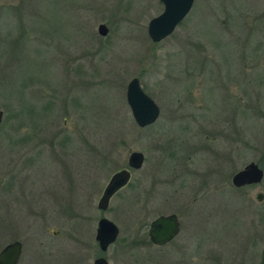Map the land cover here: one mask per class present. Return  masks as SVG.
<instances>
[{
	"label": "rangeland",
	"instance_id": "obj_1",
	"mask_svg": "<svg viewBox=\"0 0 264 264\" xmlns=\"http://www.w3.org/2000/svg\"><path fill=\"white\" fill-rule=\"evenodd\" d=\"M163 11L161 0H0V251L22 241L18 264L260 263L264 178L237 188L233 177L264 170V0H195L153 42ZM134 77L160 108L146 127L127 102ZM123 167L130 182L100 209ZM171 213L182 233L154 245L151 222ZM103 217L120 229L104 253Z\"/></svg>",
	"mask_w": 264,
	"mask_h": 264
},
{
	"label": "water",
	"instance_id": "obj_2",
	"mask_svg": "<svg viewBox=\"0 0 264 264\" xmlns=\"http://www.w3.org/2000/svg\"><path fill=\"white\" fill-rule=\"evenodd\" d=\"M195 0H161L164 5V11L154 17L148 25V33L153 42H160L170 36L176 27L190 13ZM102 35L108 34V27L105 24L99 26ZM127 102L131 108L133 117L137 124L146 127L159 118L160 108L156 102L144 91L140 79L134 77L130 80L127 87ZM3 117V111H0V122ZM145 154L140 151H134L129 156L130 168L139 169L143 166ZM132 171L124 168L115 172L110 178L103 195L98 203V207L107 210L111 198L124 188L131 180ZM264 178V170L258 163L251 162L242 170L238 171L233 177V183L237 187L249 184L260 183ZM258 200H263V192L256 195ZM180 231V220L176 213L160 215L155 218L150 225L149 235L153 243L163 245L174 239ZM120 229L110 219L103 217L99 220L96 240L99 242L101 251L106 252L109 247L117 240ZM23 251V243L20 240L7 244L0 251V264H18ZM94 264H110L108 259L101 255L97 257ZM259 264H264V246Z\"/></svg>",
	"mask_w": 264,
	"mask_h": 264
},
{
	"label": "flooded vegetation",
	"instance_id": "obj_3",
	"mask_svg": "<svg viewBox=\"0 0 264 264\" xmlns=\"http://www.w3.org/2000/svg\"><path fill=\"white\" fill-rule=\"evenodd\" d=\"M129 163V162H128ZM124 168H127V167H123V168H121L120 170H122V169H124ZM119 171V170H118ZM117 172V171H116ZM252 184H249V185H245V186H251ZM245 186H242V187H245ZM237 187V186H236ZM242 187H237V188H242ZM6 191V190H5ZM120 191V190H119ZM118 191V192H119ZM117 193V192H116ZM178 215V214H177ZM178 217H179V220H180V231H179V233L177 234V236L176 237H178L179 235H180V233H182V221H181V218H180V215H178ZM224 233H226L227 232V229H225L224 231H223ZM148 234H149V231H148ZM149 237H150V235H149ZM175 237V238H176ZM214 237H215V235H214ZM225 237V236H224ZM174 238V239H175ZM174 239H172L171 241H169V242H167L166 244H163V245H157V244H154L152 241V243L154 244V245H157V246H162V247H165L166 245H168L169 243H171ZM151 240V239H150ZM261 256H262V252H261ZM182 257V256H181ZM178 260L176 261V259H174L173 258V256H171V255H168V254H164V255H162L161 257H159V264H188V261H186V260H183L184 259V257H182V259H180L179 260V258H177ZM172 260H174V261H172ZM194 261H196V260H194ZM149 264H153V263H149ZM190 264H196V262H191Z\"/></svg>",
	"mask_w": 264,
	"mask_h": 264
}]
</instances>
